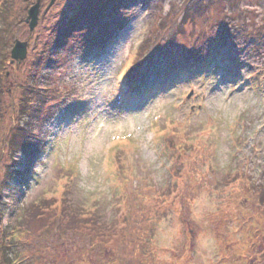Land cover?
I'll return each mask as SVG.
<instances>
[{
	"label": "rangeland",
	"instance_id": "374dc122",
	"mask_svg": "<svg viewBox=\"0 0 264 264\" xmlns=\"http://www.w3.org/2000/svg\"><path fill=\"white\" fill-rule=\"evenodd\" d=\"M1 239L32 264H264V0H0Z\"/></svg>",
	"mask_w": 264,
	"mask_h": 264
},
{
	"label": "trees",
	"instance_id": "16d2710c",
	"mask_svg": "<svg viewBox=\"0 0 264 264\" xmlns=\"http://www.w3.org/2000/svg\"><path fill=\"white\" fill-rule=\"evenodd\" d=\"M2 13V12H1ZM73 19L74 18H72V19H67L69 22L67 23L68 25L71 23V24H73ZM26 20H27V18H26ZM77 24H78V22H77ZM230 28L232 29V26H230ZM67 29V30H66ZM65 31H69V27H66L65 28ZM93 34V33H92ZM64 34H62V35H60V36H58V41H60V40H62L63 38H64V36H63ZM111 38V36L110 35H105V38L104 39H106V40H104L103 42L104 43H106L109 39ZM229 42V41H228ZM219 43H221V42H219ZM217 45V44H216ZM228 45V44H227ZM221 47H224L223 45L221 46ZM29 87V86H28ZM29 89V88H28ZM29 90H31L32 91V89H29ZM30 109H31V107H26V109H25V104L23 103H21V105H19V109L18 110H20V114H22V115H26V114H28V113H30ZM39 109H41V107H39ZM21 131H23V130H16V131H14L15 133L12 135V136H15V138H16V136H17V138L16 139H18V137H23L22 136V134L20 133V134H18L17 135V133H19V132H21ZM17 141V140H16ZM5 232V229H4V231H3V233ZM67 236H69V234H66V237ZM13 239V238H12ZM2 240V247L0 248V253H1V255H2V257H3V261H2V264H32L31 262H24L23 261V259H21V258H19L20 257V255L18 256V253L17 252H15V249L13 248L15 245L14 244H11L12 242V240H10V242H8V243H4L3 241H4V239H1ZM220 250V249H219ZM105 260L106 261H108V258H105ZM138 261H140V263L141 264H150V263H148L146 260H143V259H139ZM109 264H113L110 260H109ZM117 264V263H116Z\"/></svg>",
	"mask_w": 264,
	"mask_h": 264
},
{
	"label": "water",
	"instance_id": "95a60500",
	"mask_svg": "<svg viewBox=\"0 0 264 264\" xmlns=\"http://www.w3.org/2000/svg\"><path fill=\"white\" fill-rule=\"evenodd\" d=\"M38 13H39V1L32 6L28 11L27 21L30 31H32L38 22ZM27 56V43L16 41L12 51H11V59L12 61H16L20 63L21 61L25 60Z\"/></svg>",
	"mask_w": 264,
	"mask_h": 264
},
{
	"label": "bare ground",
	"instance_id": "6f19581e",
	"mask_svg": "<svg viewBox=\"0 0 264 264\" xmlns=\"http://www.w3.org/2000/svg\"><path fill=\"white\" fill-rule=\"evenodd\" d=\"M49 59V58H48Z\"/></svg>",
	"mask_w": 264,
	"mask_h": 264
}]
</instances>
